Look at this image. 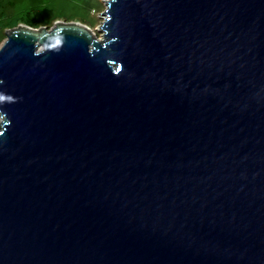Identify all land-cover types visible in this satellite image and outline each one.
<instances>
[{"label": "water", "instance_id": "obj_1", "mask_svg": "<svg viewBox=\"0 0 264 264\" xmlns=\"http://www.w3.org/2000/svg\"><path fill=\"white\" fill-rule=\"evenodd\" d=\"M0 45V264H264V0H107Z\"/></svg>", "mask_w": 264, "mask_h": 264}, {"label": "trees", "instance_id": "obj_2", "mask_svg": "<svg viewBox=\"0 0 264 264\" xmlns=\"http://www.w3.org/2000/svg\"><path fill=\"white\" fill-rule=\"evenodd\" d=\"M79 1L68 5L62 0H0V43L5 40L6 32L18 25L50 29L59 21L81 22L88 26L96 24L98 21L89 15V10L92 4V9L99 10L102 7L99 0H96V5L95 0H90L91 4L86 1L82 4L81 0ZM80 8L86 12L85 16L77 15Z\"/></svg>", "mask_w": 264, "mask_h": 264}, {"label": "rangeland", "instance_id": "obj_3", "mask_svg": "<svg viewBox=\"0 0 264 264\" xmlns=\"http://www.w3.org/2000/svg\"><path fill=\"white\" fill-rule=\"evenodd\" d=\"M63 1H66L68 3V5H71L72 3H79L80 1L79 0H62ZM86 1L87 4H91V1L90 0H81V3L83 4L84 2ZM99 2L101 3L102 7L99 9V10H96V9H92L93 8V4H92V8L89 10V15L93 18H96V20L98 21L96 24L92 25V26H88V25H85L87 26L90 31L94 34V36L96 38H100V33L98 32V27L100 26L101 22L103 21L101 19L102 17V14L103 12L105 11V8H106V2L107 0H99ZM81 4V5H82ZM94 5H96V0L94 2ZM82 8V7H81ZM78 9L77 10V15L81 16V15H86V12L83 11L82 9ZM96 8V7H94ZM59 22H66V21H59ZM69 22H75V21H69ZM81 23V22H80ZM3 43V42H2ZM0 43V45L2 44Z\"/></svg>", "mask_w": 264, "mask_h": 264}, {"label": "snow or ice", "instance_id": "obj_4", "mask_svg": "<svg viewBox=\"0 0 264 264\" xmlns=\"http://www.w3.org/2000/svg\"><path fill=\"white\" fill-rule=\"evenodd\" d=\"M0 99H2V97H0Z\"/></svg>", "mask_w": 264, "mask_h": 264}]
</instances>
